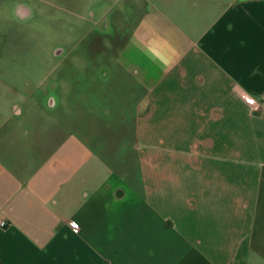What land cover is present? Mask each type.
Listing matches in <instances>:
<instances>
[{"label":"crops","instance_id":"0c3cea01","mask_svg":"<svg viewBox=\"0 0 264 264\" xmlns=\"http://www.w3.org/2000/svg\"><path fill=\"white\" fill-rule=\"evenodd\" d=\"M123 3L55 97L0 86V264H264V0Z\"/></svg>","mask_w":264,"mask_h":264},{"label":"rangeland","instance_id":"374dc122","mask_svg":"<svg viewBox=\"0 0 264 264\" xmlns=\"http://www.w3.org/2000/svg\"><path fill=\"white\" fill-rule=\"evenodd\" d=\"M16 1L28 4L33 15L24 24L17 20L0 23V86L10 82L24 93L31 88L32 99L38 101H45L47 95L56 96L57 76L60 72L70 74L72 70L70 56L112 55L104 46L111 40L120 42L128 30L122 25L118 30L112 27L114 20L122 16L119 9L125 5L124 0ZM102 7L109 8V12L94 25L97 16L91 13ZM79 13L85 19L78 17ZM95 33L101 40L95 43L93 51L91 43ZM56 46L71 53L69 57L63 61L56 57ZM22 100L17 96L14 101Z\"/></svg>","mask_w":264,"mask_h":264},{"label":"built area","instance_id":"2783aa9c","mask_svg":"<svg viewBox=\"0 0 264 264\" xmlns=\"http://www.w3.org/2000/svg\"><path fill=\"white\" fill-rule=\"evenodd\" d=\"M250 102H253V99H250ZM67 223H68V226H69L71 229H73V230H75V231H78V230H79V225H78V223H77L76 221H74V220H69ZM4 224H5L4 222H1V226L4 225Z\"/></svg>","mask_w":264,"mask_h":264}]
</instances>
